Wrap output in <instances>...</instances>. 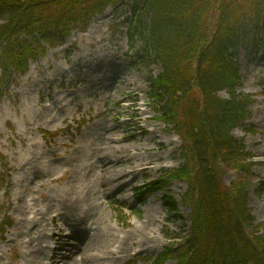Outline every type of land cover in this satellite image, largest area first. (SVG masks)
Returning <instances> with one entry per match:
<instances>
[{"label":"rangeland","instance_id":"rangeland-1","mask_svg":"<svg viewBox=\"0 0 264 264\" xmlns=\"http://www.w3.org/2000/svg\"><path fill=\"white\" fill-rule=\"evenodd\" d=\"M130 18L127 4L109 7L87 25L75 28L63 42H41L26 73L8 76L0 67V264H25L27 233L32 228L28 219L38 210H47L48 196L56 198L51 202L56 207L45 217L47 236L43 246L48 249L42 264H54L52 257L65 258V263L72 261L69 264H76L75 260H82L80 264H156L170 239L190 235L191 210L183 204L187 183L175 181L164 188L153 184L156 187L147 192L141 190L166 178L184 161L181 140L160 119V106L152 96V80L162 69L144 56L141 40L131 39ZM27 41L37 47L32 38ZM99 56L119 60L117 66L106 64L125 72L123 79L110 75L117 91L86 74L95 67L102 68ZM237 56L242 78L238 94L254 102L245 126L235 129L233 135L256 163L248 207L254 231L264 235V46L242 45ZM128 82L132 84L129 88L125 84ZM92 84L101 88L98 93L90 88ZM133 93L137 95L135 102L130 99ZM221 97L229 98L225 92ZM143 130L145 134H141ZM127 134L134 138L109 141L122 140ZM150 152L155 155L146 170L148 175L122 179L124 172L150 158ZM121 155L125 162L119 165ZM26 156H37L43 178L37 180L28 169L20 170ZM107 156L112 163L101 167L98 161ZM221 166L224 183L230 185L238 173L226 169L223 163ZM132 177H136L133 184L117 191ZM109 178L114 185L105 183ZM167 194L175 199L176 212L165 203ZM70 208V218L76 217L71 224L84 229V222H93L90 239L100 241L83 256V243L78 239L51 238L62 228L65 235L70 233V227L60 218ZM67 242L79 245L81 250L64 251Z\"/></svg>","mask_w":264,"mask_h":264},{"label":"trees","instance_id":"trees-1","mask_svg":"<svg viewBox=\"0 0 264 264\" xmlns=\"http://www.w3.org/2000/svg\"><path fill=\"white\" fill-rule=\"evenodd\" d=\"M123 4L131 12V39L141 40L144 56L162 69L151 83L160 119L181 139L184 163L159 184L188 185L190 235L170 239L155 263L264 264V235L254 231L248 207L253 163L233 135L254 102L237 92V52L264 46V0H0V67L8 76L26 73L41 42L61 43ZM222 163L238 173L230 185ZM165 202L176 212L174 198L168 194Z\"/></svg>","mask_w":264,"mask_h":264},{"label":"bare ground","instance_id":"bare-ground-1","mask_svg":"<svg viewBox=\"0 0 264 264\" xmlns=\"http://www.w3.org/2000/svg\"><path fill=\"white\" fill-rule=\"evenodd\" d=\"M68 51H71L68 50ZM73 51V50H72ZM71 51V52H72ZM89 56V55H87ZM102 56V55H101ZM100 57V60L98 62H100V66H102V68H97L95 67L92 71H86V74L89 76V74L93 75L91 78L93 79V81H97L99 80L101 82L102 85H108V86H112L114 88V90L117 91V85L115 83V81H113L110 77L111 76H114V75H119L122 79H123V75L125 74V72L123 71H119L120 69H118L117 67H114L112 68L111 66H107L106 64L111 62V65H115V64H118L119 65V60L118 59H114V58H111V60H107V59H104L103 57ZM98 59V58H97ZM140 62H143V60H141ZM82 63H85L82 61ZM105 66V67H104ZM117 66V65H115ZM59 69L61 70H64L62 67H59ZM103 75L102 78H107V80H103L101 78V76ZM107 75H109V78L106 77ZM103 81H102V80ZM124 84V83H123ZM127 85V88H129L132 84L130 82L128 83H125ZM97 85L95 84H92V86L90 88H92L96 93H98L100 91L101 88L99 87H96ZM76 86L74 85V88ZM103 87V86H102ZM131 94V93H130ZM129 98V97H128ZM41 101H42V98H40ZM130 99L132 101L135 102V100L137 99V95L133 93V95L130 96ZM39 101V103L41 102ZM123 102V100L119 101V103ZM145 112V111H144ZM111 129L115 130L114 128L111 127ZM121 131V130H120ZM145 130L141 131V134H145ZM134 136L131 135V134H127L126 136H124V138L122 140L120 139H117V138H111L109 141L111 143H119V142H123L125 140H130V139H133ZM36 145V143H35ZM29 147L31 148L32 147V144L29 145ZM121 151H119L117 149L116 153H119ZM120 154V153H119ZM151 154V152H150ZM155 154H151L150 155V158H147L146 160L142 161L141 164L139 165V167H136L134 169H131V170H128L126 172L123 173V176H122V179L123 177H127L129 178L130 175L131 176H135L137 174H142V176L144 175H148V172L146 170H149L150 168V165L151 163L154 162V159L152 158ZM37 156H34V157H31V156H26L24 161H23V166L21 167L20 170H25V169H28V172H29V175H30V172L33 176H35V179L37 180H40L41 178H43V176H40L42 175L41 174V171L39 169V165L37 166L36 164V158ZM34 158V159H33ZM118 164H122L125 162L124 158L122 157V155L120 157H118ZM99 164H101V167H104L105 165H110L112 163V159L109 158V156L107 157H103V159H101L100 161H98ZM121 178V177H120ZM109 182L106 180L105 183L106 184H111V185H114L113 183H111V178L108 179ZM136 180V177H132L131 179H129L128 181L125 182L124 185H120L118 186L117 188V191H122L124 189V187H126V185H131L135 182ZM111 193V190L109 191ZM107 191V193H109ZM106 193H104L103 195H105ZM65 198H66V201H69L70 200V197H69V194L66 193L65 195ZM47 201L49 202L48 205H46L48 208L47 210H45L43 212V210H38L37 212H34L31 219H28V222L29 224H32V228L29 230V232L27 233V238H28V241L26 243V247L28 249V253H27V256L28 258L26 259L25 261V264H42L43 262V258L46 257L47 255V249L48 247L47 246H43V242H44V239L46 238L47 236V233H46V216L48 214V211L54 209L56 207L55 204H51V202H55L56 201V198H53L52 197V200H51V197L48 196L47 198ZM72 210L71 208L69 209V212L65 213L64 215L63 214H60V218H63L65 220V223L67 225V227H70V233L67 235H65V230L62 228L58 234H54L52 237L56 240L60 239V240H64V239H69V237H76L77 236V232H78V229L76 228L75 225H72L71 223H73L74 221H76V217H74L73 219L70 218V214H71ZM99 215L97 216V219H98ZM52 221H54L53 219H50ZM91 223V227L89 229V232L87 233V235H85V237L82 239V251L81 248L79 249V251L81 252V256H83V254L89 250H92L94 249L95 247L98 246V244L100 243L99 240H97L98 242H95L93 239L91 240L90 239V232L92 229V224L93 222H89ZM83 224H87L86 222H84ZM144 229L141 230L142 233H144ZM71 244L70 242H67L66 244H64L63 246V250H70L71 248ZM46 259V258H45ZM53 259V263L54 264H69L70 262L68 263H65L64 260L65 258L63 259H60L58 260L57 258L55 257H52ZM80 262H82V260H78L76 261L75 260V263L76 264H80Z\"/></svg>","mask_w":264,"mask_h":264}]
</instances>
